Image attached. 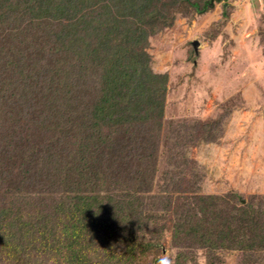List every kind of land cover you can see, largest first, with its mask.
I'll return each instance as SVG.
<instances>
[{"label":"trees","instance_id":"trees-1","mask_svg":"<svg viewBox=\"0 0 264 264\" xmlns=\"http://www.w3.org/2000/svg\"><path fill=\"white\" fill-rule=\"evenodd\" d=\"M178 1L0 0V264H134L166 230L176 264L264 260V195L198 192L212 127L162 133L147 44Z\"/></svg>","mask_w":264,"mask_h":264},{"label":"rangeland","instance_id":"rangeland-1","mask_svg":"<svg viewBox=\"0 0 264 264\" xmlns=\"http://www.w3.org/2000/svg\"><path fill=\"white\" fill-rule=\"evenodd\" d=\"M204 1L179 0L171 23L148 39L151 70L168 78L162 133L170 125L193 133L209 124L211 137L201 135L185 152L198 192L264 195V0H217L199 13ZM155 240L134 264H155L161 256L176 264L170 231ZM219 256L221 264H264L238 250ZM186 264H206L204 252Z\"/></svg>","mask_w":264,"mask_h":264},{"label":"clouds","instance_id":"clouds-1","mask_svg":"<svg viewBox=\"0 0 264 264\" xmlns=\"http://www.w3.org/2000/svg\"><path fill=\"white\" fill-rule=\"evenodd\" d=\"M155 264H173V260L169 256H161L155 259Z\"/></svg>","mask_w":264,"mask_h":264},{"label":"water","instance_id":"water-1","mask_svg":"<svg viewBox=\"0 0 264 264\" xmlns=\"http://www.w3.org/2000/svg\"><path fill=\"white\" fill-rule=\"evenodd\" d=\"M197 45H198L197 41H193L192 42V46H193V50H194L195 56H197V54H198Z\"/></svg>","mask_w":264,"mask_h":264}]
</instances>
